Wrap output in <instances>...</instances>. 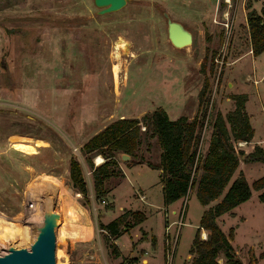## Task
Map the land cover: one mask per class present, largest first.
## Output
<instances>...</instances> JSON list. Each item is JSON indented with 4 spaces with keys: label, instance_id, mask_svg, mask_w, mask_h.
Listing matches in <instances>:
<instances>
[{
    "label": "rangeland",
    "instance_id": "obj_1",
    "mask_svg": "<svg viewBox=\"0 0 264 264\" xmlns=\"http://www.w3.org/2000/svg\"><path fill=\"white\" fill-rule=\"evenodd\" d=\"M262 2L126 0L118 10L98 13L93 0H0V217L30 230L27 241L0 238V255L9 247L29 248L48 198L61 221L67 220L63 212L79 214L86 221L84 232L68 233L65 241L56 237L55 229V264H112L113 246L118 247L100 228L101 216L104 213V219H110L122 207L143 210L146 215L117 238L122 253L128 252L135 232L140 235V226L150 227L159 242L163 216L159 170L134 164L139 158L157 162L156 138H143L136 157H117L116 174L104 181L100 197H95L79 147L121 116L139 118L161 108L169 118L191 119L205 78L208 101L200 152L206 149L215 112L231 110V95L236 93L246 94L244 107L254 128L253 138L264 149V52L253 57L245 21L246 9L259 10ZM167 18L191 32V44L175 47L170 43ZM122 40L125 47L120 46ZM252 144L239 146L248 151ZM96 156L94 165L103 161L101 156L102 161L95 163ZM71 157L81 164L87 196L71 185ZM125 165H129L127 178L121 179ZM240 172L251 184L264 175V163L240 161L231 179ZM42 178L49 187L42 185ZM115 185L114 195L107 193ZM138 186L144 189V201L138 199ZM259 192L251 188L248 199L216 218L226 235L231 232L232 247L244 264H264V201L258 199ZM29 200L33 206L25 208ZM84 200L88 208L81 204ZM181 201L182 220L169 264H182L206 207L193 191L176 205ZM126 220L130 222L131 217ZM199 236L205 237L206 231L200 230ZM156 248L155 259L148 264H163Z\"/></svg>",
    "mask_w": 264,
    "mask_h": 264
},
{
    "label": "trees",
    "instance_id": "obj_2",
    "mask_svg": "<svg viewBox=\"0 0 264 264\" xmlns=\"http://www.w3.org/2000/svg\"><path fill=\"white\" fill-rule=\"evenodd\" d=\"M245 21L250 50L255 56L264 51V0L259 10L246 9ZM231 97L234 101L231 110L225 114L219 110L215 112L203 153L199 150L200 129L208 101L207 78L198 92L197 112L191 119L183 115L169 118L161 108L146 112L139 118L121 116L106 123L79 147L90 170L95 197H100L105 192L104 181L116 174L117 157L122 153L136 157L143 138H156L160 148L157 162L139 158L134 164L145 163L159 170L163 204L167 205L193 191L197 201L206 206L189 245L188 252L192 257L184 264H244L232 247L231 232L226 235L216 218L248 199L251 188L260 190L258 199L264 201V175L251 184L241 172L231 179L240 161L264 163L261 145L255 143L249 151L238 145V142H249L254 129L244 107L246 94L236 93ZM96 155L103 157L98 165H94L92 160ZM68 177L72 187L87 196L88 188L81 164L75 157L69 159ZM218 197V201L208 205ZM81 204L89 206L85 200ZM127 216L131 217L130 222H127ZM144 218L140 210H125L108 222L100 223V228L115 238ZM201 228L206 231L204 238L199 236ZM112 251L115 256L118 255L114 246ZM135 261L136 257L124 256L116 264H132Z\"/></svg>",
    "mask_w": 264,
    "mask_h": 264
},
{
    "label": "water",
    "instance_id": "obj_3",
    "mask_svg": "<svg viewBox=\"0 0 264 264\" xmlns=\"http://www.w3.org/2000/svg\"><path fill=\"white\" fill-rule=\"evenodd\" d=\"M126 0H93L98 7V13L110 12L120 9ZM166 13L164 16L166 17ZM166 35L170 43L175 47H184L192 42V34L180 22L166 19ZM121 159H127L128 155L122 153ZM59 214L53 209H47L43 213L42 221L37 226V233L29 248L9 247L0 255V264H55V226Z\"/></svg>",
    "mask_w": 264,
    "mask_h": 264
},
{
    "label": "crops",
    "instance_id": "obj_4",
    "mask_svg": "<svg viewBox=\"0 0 264 264\" xmlns=\"http://www.w3.org/2000/svg\"><path fill=\"white\" fill-rule=\"evenodd\" d=\"M262 52H264V51H262ZM261 52V53H262ZM260 54V53H259ZM253 57L255 58L256 57V55L254 56L253 55ZM251 123V122H250ZM254 129V128H253ZM253 136H254V133H253ZM253 136H252V138H251V140H250V142L251 143H253L251 146L253 147V145L255 144V143H257V144H259V145H261V146H263L261 143V141H254V138H253ZM252 149V148H251ZM249 151V150H248ZM259 162V161H258ZM136 164H138V163H136ZM239 164H240V162H239ZM239 164H238V166H239ZM131 165H134V164H131ZM129 167V165H125V167L122 169V171H123V176L121 177V179H125V178H127L126 177V172H125V168H128ZM158 170V169H157ZM120 179V180H121ZM127 180V179H126ZM120 182V181H119ZM159 183H160V181H159ZM118 185H115L114 187H112L107 193H110L111 195H114L113 194V192H114V190H115V188L117 187ZM160 186H161V183H160ZM139 187V186H138ZM138 190H140V192L139 193H137L136 192V194L138 195V199L140 200V201H144L145 200V198H146V195H145V193H144V189H142L141 187H139V189ZM106 193V194H107ZM180 199H182V198H180ZM179 199H176L175 201H173V202H171V203H169V204H167V205H164L163 204V202H162V193H161V207L162 208H160V209H162L163 210V216H162V219H161V224H162V228H161V231H160V236H159V242H158V236H157V234H154V233H152V229L150 228V227H146L145 226V228H142L141 226H140V235H138V233L139 232H135V234H134V239H131V244H130V248H129V250H128V254L126 253V254H124V253H122V251H121V249H120V247H119V245H118V243H117V238L119 237V236H121L123 233H125V232H128L131 228H133L134 226H136V225H138V224H140L141 222H143V220L145 219H143L140 223H138V224H135V225H132L131 227H129V229L127 230V231H125V232H123V233H121V234H119L117 237H115V238H112L111 239V241L116 245V247H118L117 248V251H118V255H116V256H114L113 258H112V264H116L123 256H130V257H136V260H139V262L141 263V264H148L149 263V261L150 260H152V259H155V253H157L156 252V250H157V246H158V255H159V257H160V260L162 261V263L164 264V252H163V238H164V229H165V226H167V231H168V233H170L171 234V228H172V226H173V224H175L176 225V227H175V230H176V233H177V231H179L178 229V226L180 225V223H179V215H180V211H179V208L181 207V205H182V201H181V204L180 205H176V202L178 201ZM114 207V205H111V207L110 208H113ZM122 208H124V207H122ZM122 208L120 209V211L119 212H117V214L116 215H114L112 218H110V219H104V213L102 214V221H104L103 223H106V222H108L109 220H111V219H113L114 217H116V216H118L119 214H121V213H123L125 210H138V209H131V208H126V209H124V210H122ZM178 208V209H177ZM159 209V210H160ZM122 210V211H121ZM178 210V211H177ZM105 212H106V210H105ZM142 212H143V210H142ZM144 213V212H143ZM176 214H178V217L175 219V215ZM144 215H145V213H144ZM145 217H146V215H145ZM182 220V219H181ZM199 220V219H198ZM197 227V226H196ZM201 230V232L203 231V229L201 228L200 229ZM149 232V233H146V234H144V232ZM138 237H139V240H138ZM177 237H178V233H177ZM177 237H176V242H177ZM189 249V248H188ZM188 249H187V253L185 254V256H184V259H183V261H182V264H184V262H188V256H190L191 254L188 252ZM140 252H142L141 253V255H140V257L138 256L139 255V253ZM191 257H192V255H191ZM137 262L138 261H135L134 263H132V264H137ZM111 263V262H110Z\"/></svg>",
    "mask_w": 264,
    "mask_h": 264
},
{
    "label": "bare ground",
    "instance_id": "obj_5",
    "mask_svg": "<svg viewBox=\"0 0 264 264\" xmlns=\"http://www.w3.org/2000/svg\"><path fill=\"white\" fill-rule=\"evenodd\" d=\"M121 45L125 47L126 42L122 40L120 43V46ZM101 161H102L101 156L97 155L95 157V163H100ZM42 183H44L42 185L46 186L47 182H46V180H44V178H42ZM46 187H49L48 184ZM37 188H39V187H37ZM46 205H47V207L45 210L50 209V205H51L50 198L47 199ZM37 208H38V206H37ZM63 214H64L63 216L67 220L61 221V218H62L61 215L58 216L57 224L55 226V229L58 230L57 235H56L57 238L61 237L62 240L65 241V239H66L65 235L66 234H68V233L71 234V233H75V232H84L86 230V221L84 220L83 217H81V215L76 214V213L72 214V213H68V212H63ZM29 234H30V230H29L27 225H25V224H22V225L19 224L18 225L17 223L10 222V221L6 222V221H4V219L2 217H0V238H9V239L11 238V240L13 239L14 241H16V240L17 241H27L29 239Z\"/></svg>",
    "mask_w": 264,
    "mask_h": 264
},
{
    "label": "built area",
    "instance_id": "obj_6",
    "mask_svg": "<svg viewBox=\"0 0 264 264\" xmlns=\"http://www.w3.org/2000/svg\"><path fill=\"white\" fill-rule=\"evenodd\" d=\"M239 143H241V142H238V145H239ZM101 201H103V200H101ZM26 206H27V208L32 207L33 206L32 200L27 201L25 208H26ZM181 218H182V213L180 212L179 223L181 222ZM164 230H165L164 231V238H163L164 262H168V264H169V262L172 258V254H173L175 244H176L177 235H176V232L174 235L169 234L167 231V226H165Z\"/></svg>",
    "mask_w": 264,
    "mask_h": 264
}]
</instances>
